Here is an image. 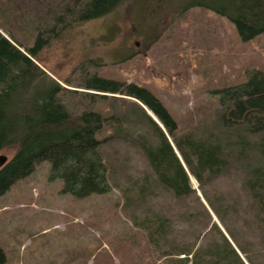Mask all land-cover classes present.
Here are the masks:
<instances>
[{
  "label": "rangeland",
  "instance_id": "obj_1",
  "mask_svg": "<svg viewBox=\"0 0 264 264\" xmlns=\"http://www.w3.org/2000/svg\"><path fill=\"white\" fill-rule=\"evenodd\" d=\"M188 2L126 0L106 16L59 32L35 62L60 83L92 61L103 77L149 89L178 132L220 139L227 162L216 177L205 172L203 183L189 174L193 192L178 197L144 152L154 137H145L152 131L141 105L108 95L95 109L120 121L100 136L110 192L78 199L63 193L62 180H50V163L37 164L0 197L5 264H264L255 204L264 196V134L224 128L213 95L243 83L251 71L264 74V34L243 42L227 18L185 10ZM43 3L22 13L0 0V31L34 46L39 32L31 14L53 7ZM15 152L9 147L0 155L11 160Z\"/></svg>",
  "mask_w": 264,
  "mask_h": 264
},
{
  "label": "trees",
  "instance_id": "obj_2",
  "mask_svg": "<svg viewBox=\"0 0 264 264\" xmlns=\"http://www.w3.org/2000/svg\"><path fill=\"white\" fill-rule=\"evenodd\" d=\"M46 1L53 7L31 14L39 32L34 46L22 47L12 33L9 39L0 31V152L16 148L12 159L0 170V197L42 162L51 165V181L64 182L65 194L84 199L109 193L107 169L100 153L105 140L100 136L110 122L120 121L95 109L97 102L108 95L126 97L141 105L144 122L149 123L152 131L145 137H154L144 145V152L160 180L175 195L193 192L189 174L200 183L205 172L208 177H216L227 162L220 139L178 132L171 114L149 89L103 77L95 71L97 63L92 61L80 65L62 83L36 64L39 52L59 32L71 24L106 16L126 0H17L15 4L10 0V3L23 13L28 12L32 2H45L47 6ZM192 8L210 10L227 18L243 42L264 34V0H189L185 10ZM213 95L223 110L220 120L224 128L264 134L262 72L251 71L243 83L215 90ZM145 110L152 112L166 130ZM259 181L263 182L264 176ZM255 204L259 205L264 234L262 194L255 197ZM5 263L0 248V264Z\"/></svg>",
  "mask_w": 264,
  "mask_h": 264
},
{
  "label": "water",
  "instance_id": "obj_3",
  "mask_svg": "<svg viewBox=\"0 0 264 264\" xmlns=\"http://www.w3.org/2000/svg\"><path fill=\"white\" fill-rule=\"evenodd\" d=\"M9 158L6 155H0V170L9 162Z\"/></svg>",
  "mask_w": 264,
  "mask_h": 264
}]
</instances>
